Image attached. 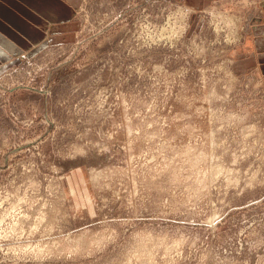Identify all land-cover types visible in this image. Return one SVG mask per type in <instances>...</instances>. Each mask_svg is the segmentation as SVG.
I'll list each match as a JSON object with an SVG mask.
<instances>
[{
	"label": "rangeland",
	"instance_id": "374dc122",
	"mask_svg": "<svg viewBox=\"0 0 264 264\" xmlns=\"http://www.w3.org/2000/svg\"><path fill=\"white\" fill-rule=\"evenodd\" d=\"M259 2L67 0L0 65V264H264Z\"/></svg>",
	"mask_w": 264,
	"mask_h": 264
},
{
	"label": "crops",
	"instance_id": "0c3cea01",
	"mask_svg": "<svg viewBox=\"0 0 264 264\" xmlns=\"http://www.w3.org/2000/svg\"><path fill=\"white\" fill-rule=\"evenodd\" d=\"M259 3L250 10L247 21L246 49L253 52L235 67L238 65L241 72L254 70L264 85V0ZM73 17L67 0H0V65L12 56L45 45L49 35L56 34L54 31L68 29Z\"/></svg>",
	"mask_w": 264,
	"mask_h": 264
},
{
	"label": "bare ground",
	"instance_id": "6f19581e",
	"mask_svg": "<svg viewBox=\"0 0 264 264\" xmlns=\"http://www.w3.org/2000/svg\"><path fill=\"white\" fill-rule=\"evenodd\" d=\"M154 24V23H153ZM146 27H147V25H146ZM238 29V28H237ZM236 31V30H235ZM156 35V34H155ZM238 36V35H237ZM233 38V37H232ZM239 38V37H238ZM151 40V39H150ZM149 43V42H148Z\"/></svg>",
	"mask_w": 264,
	"mask_h": 264
}]
</instances>
